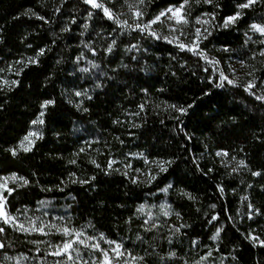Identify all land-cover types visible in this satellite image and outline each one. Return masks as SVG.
Returning <instances> with one entry per match:
<instances>
[{"label":"trees","instance_id":"obj_1","mask_svg":"<svg viewBox=\"0 0 264 264\" xmlns=\"http://www.w3.org/2000/svg\"><path fill=\"white\" fill-rule=\"evenodd\" d=\"M245 2L189 0L186 10L215 20L200 45L205 59L118 27L84 0H0V176L21 178L4 192L7 211L38 209L87 236L103 233L140 264H264V102L245 91L252 81L264 94V55L244 36L261 8H238ZM180 3L145 0L141 8L149 19ZM221 72L234 83L218 86ZM38 117L43 123L33 124ZM217 152L236 166L224 167ZM132 153L141 154L129 161L144 177L110 165ZM0 228V264H73L36 243L59 234L1 219Z\"/></svg>","mask_w":264,"mask_h":264},{"label":"snow or ice","instance_id":"obj_2","mask_svg":"<svg viewBox=\"0 0 264 264\" xmlns=\"http://www.w3.org/2000/svg\"><path fill=\"white\" fill-rule=\"evenodd\" d=\"M125 4L128 5L129 11L132 12V19L134 21H138L134 24H129L127 20L121 21L119 19V16H117L110 8H108L103 0H84V3L90 5L92 8L100 9L103 11L104 16L112 20L118 27H122L125 29H130L132 31L139 30L140 32H147L149 35L153 36L156 39H167V37H160L154 30H152V25L156 24L158 22H161V17H166L168 20H174L175 24H187L188 20L183 14V9L185 5L188 4L189 0H182V3L176 7H169L164 11H161L158 15H156L152 20L147 21L146 23H142L139 21L143 20L144 12L141 10V5H144L145 0H135V3H129L128 0H124ZM205 3H212V0H204ZM257 0H246L245 3L239 4L238 8L245 9L250 7L252 4L256 3ZM170 14V15H169ZM92 13L89 12L88 17L91 19ZM241 13L238 11L235 15L229 16L224 20V27H228L230 23H234L238 18H240ZM39 19H43V17H38ZM214 19V17H213ZM75 21H73L74 23ZM197 23H203L208 24L210 21L208 20H200L197 18ZM88 25L85 24L84 28L87 29ZM252 28L254 30H257L261 33H264V27H260L258 25H252ZM65 31L68 29L65 28ZM175 31V29H173ZM207 31V29H205ZM196 39L191 44H184L183 42L179 43L177 46L181 49V51L187 50L192 52L194 55H199L207 59L204 52L199 48V43L201 41V37L203 34L201 33L200 29L196 30ZM206 39V37H203ZM177 38L174 37L171 40H168V43H173ZM116 45V40L113 39L111 44L108 45L106 51L108 53H111L113 50V47ZM86 47H89L86 45ZM135 45H132L131 48H135ZM129 49V51L131 50ZM43 54V50H41V53ZM261 55H264V52L260 53ZM35 62V61H33ZM212 63H219L218 61H212ZM95 67V65H93ZM82 71H88L87 68L82 69ZM220 79L221 84L218 86H222L224 81H227L229 84H233L234 81L229 79L223 72L220 73ZM5 84H8V81H4ZM13 84L16 83V81L12 82ZM256 85L254 82L249 81L248 84L245 87V91L249 92L250 95H253L255 99L264 102V94L262 95H256L255 92L252 91V89ZM77 96L81 95V93L77 92ZM53 101H45L42 107H47L49 104H52ZM142 107V106H141ZM172 107H176L173 105ZM177 111L180 112H186V109L184 108H177ZM44 115L43 112H41L40 117ZM36 123H43V120L38 117L36 121H33V124ZM38 133L36 132H29L28 135L24 137V141L29 142V146H25L24 142H21V148H23L24 151H30L31 147L30 145L34 143V141H31L30 138L37 136ZM13 155H15V151H13ZM217 155H221V153H217ZM223 155H227L226 153H223ZM240 165L243 166L244 162L240 161ZM167 169L161 166V171H166ZM254 175H259V173H254ZM155 179V177H152ZM12 179H15L13 177ZM7 180H5L4 184H0V189H3L7 191L9 194H11L12 189H8L6 187ZM25 184L28 183L27 180L24 181ZM163 191H167V189H164ZM6 197L3 195V192L0 191V219L3 220L4 223H9L13 219L8 213L6 212ZM139 211H143V206L139 209ZM167 214V213H165ZM213 219H216V217H213ZM44 227L48 228H55L57 232H59L63 237L66 239L62 240L61 243L53 245L54 251L51 253L55 256H65L67 261H73V264H75L76 260H83V257L81 256L80 250L78 246H83L86 249H90L91 252H99L100 256L98 258H93L90 262V264H129V261L127 259H124L126 256H130L132 261H142L143 257H135L131 256V253H127L125 250H123V245L121 243H118L114 240H107L103 233L99 235V237L95 236H85V233L82 230H77L75 228H71L67 225L65 226H58L55 224H49L44 225L41 227H36L35 223L33 222L30 229H26L23 224L19 225V228L24 231H33V232H40L42 234L44 233ZM4 231L3 228H0V233ZM220 229L217 230L216 234L212 237L213 240L217 239L220 235ZM253 239H258L256 237H253ZM89 241H95L93 243H89ZM100 241H104L107 243L110 247L109 248H103L101 246ZM264 244V241L261 242ZM4 245L0 243V248H3ZM73 253H75V258L73 257ZM211 253H209L210 255ZM57 264H66V262H57ZM83 264H89L88 260H83Z\"/></svg>","mask_w":264,"mask_h":264},{"label":"rangeland","instance_id":"obj_3","mask_svg":"<svg viewBox=\"0 0 264 264\" xmlns=\"http://www.w3.org/2000/svg\"><path fill=\"white\" fill-rule=\"evenodd\" d=\"M103 2L117 16H119V19L121 21L127 20L129 24H134V23L138 22V21H134L132 19V12L129 11L128 5L125 4L124 0H103ZM128 2L129 3H135V0H128ZM180 4L169 5L165 8L159 9L149 19H145V16H143V20L139 21V22L146 23L147 21L152 20L161 11H164L167 8L173 7V6L178 7ZM254 4L259 6L261 8V11H260V14H258V16H256L254 18V20L248 24V27L244 32V36H245L247 42L253 43L254 45H256V44L261 45L259 48V51L264 52V33H261V32L254 30L252 28V25H258L260 27H264V0H257V2ZM186 8L187 7L185 5V7L183 9V14L185 15V17L188 20L187 24L182 23V24L177 25V24H175L174 20H168L166 17H161V22L153 24L152 30L156 31L158 34H161L162 37H167V39H169V40L176 37L177 39L174 41V43L183 42L184 44L188 45V44H191L196 39V36H195L196 30L200 29L201 33L203 34V36L201 37V41L199 43V48H200V45L203 44L205 41H207V39L209 38L212 29L216 27V25L214 24L215 20L213 19L212 15L206 11H201V12H198L196 14L195 11L194 12L192 10L188 11V10H186ZM141 10H142V8H141ZM197 18H199L202 21L208 20V21H210V23H208V24L197 23L196 22ZM224 20L221 23V26L224 25ZM230 24H232V23H230ZM173 29H175V31H173ZM205 29H207V31H205ZM203 37H206V39ZM201 50L204 51L203 49H201ZM235 61H236V59H234L232 56H229L225 62L226 67L229 69L228 72L231 74L234 73V71L237 68L235 66ZM224 74L226 75V73H224ZM262 90L264 93V85L262 87ZM31 132H36V130L33 129ZM30 140L32 141L33 137H31ZM22 141L24 142V145L29 143L28 141H24V138ZM85 145H86V143H85ZM217 153H221V155H217V156L220 159V163H222L224 165V167L232 169L233 167L236 166V163L232 159L228 158L226 155H223L222 152H217ZM129 158L141 159L142 156H141V154H138V153H132V154L128 155V158H121V159L118 158V159H114V161L110 160V165H113L116 168H122V169L128 171L135 178L136 177L137 178L144 177V175H142V173H143L141 171L142 169L140 170L138 168H133L132 163L129 161ZM149 166L153 167L154 164L149 165ZM13 177H15V179H12ZM5 180H7V183H6V187H7L8 183L14 182V181H20L21 178L16 177L14 174H8L5 176H0V184H4ZM0 191L3 192V195H4V192H6L3 189H0ZM6 212L8 213V215H10L13 218L11 220V222H9V224H11L15 227H19L20 224H23L26 229H30L33 222L35 223L36 227H41V226L49 225V224L64 226L63 223L61 222V220L57 216H55L53 214H51V216L47 215L45 213L43 214V212H40L38 209L33 210V209H29V208L24 207V208H19L17 211H15V213H9L7 211V209H6ZM27 232L28 233H37L39 235H48V233H55V234H59L60 236H62L59 232L56 231L55 228L50 229L48 227H44V233H47V234H42L38 231L37 232L27 231ZM99 235L100 234H97L95 237H99ZM85 236H87V235L85 234ZM64 239H66V238L63 237L62 239H59L58 241L52 242L50 238H41V239H36V243L38 245H42L44 248H47L51 251H54L53 245L61 243V241ZM107 240H109V239H107ZM114 241L120 243L117 240H114ZM93 242H95V241H89V243H93ZM100 243H101V246L103 248H109L110 247L104 241H100ZM79 247L82 249H86L83 246H79ZM123 250H125L127 253H131V256L137 257L135 254L132 253V251H130L124 247H123ZM99 256H100V253L98 252V255L96 257H93V255H92L90 259L83 258V260H88L89 264H90V262L93 258H98ZM73 257L75 258V253H73ZM124 259H127L129 261V264H140L139 261H132L130 256H126ZM83 260H76L77 261L76 263L77 264H83ZM6 262H7L6 264L9 263L8 260Z\"/></svg>","mask_w":264,"mask_h":264}]
</instances>
